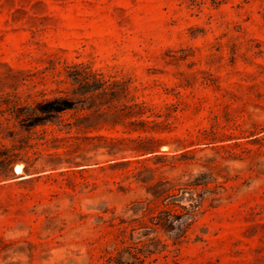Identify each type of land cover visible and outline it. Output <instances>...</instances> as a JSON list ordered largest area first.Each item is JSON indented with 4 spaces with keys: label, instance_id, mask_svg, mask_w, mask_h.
I'll list each match as a JSON object with an SVG mask.
<instances>
[{
    "label": "rangeland",
    "instance_id": "374dc122",
    "mask_svg": "<svg viewBox=\"0 0 264 264\" xmlns=\"http://www.w3.org/2000/svg\"><path fill=\"white\" fill-rule=\"evenodd\" d=\"M56 97L77 110L23 129ZM194 181L154 264H264V0H0V264H104Z\"/></svg>",
    "mask_w": 264,
    "mask_h": 264
},
{
    "label": "trees",
    "instance_id": "16d2710c",
    "mask_svg": "<svg viewBox=\"0 0 264 264\" xmlns=\"http://www.w3.org/2000/svg\"><path fill=\"white\" fill-rule=\"evenodd\" d=\"M74 83L79 81L74 80ZM101 90L96 96L112 95L110 87L100 85L94 89L82 92L80 95ZM83 102V101H81ZM94 104L81 106V110H90ZM133 108H141L140 105H134ZM76 103L66 97H56L37 103L34 107H23L17 110V119L26 122L23 129L31 130L37 126H43L51 122L54 118L61 114L75 111ZM20 113V114H18ZM139 111L133 109L128 112L129 116H136ZM89 118H84L88 121ZM133 125H143V122H132ZM23 125V124H22ZM22 161L17 154H9L6 150L3 154L2 163L6 166ZM24 172H28L26 167H22ZM201 185L197 181L186 184L183 188H179L180 195L166 196L162 199L163 208L156 214L146 205L142 209V217L136 220V224L131 223L124 228H119L116 239L120 244V248L116 250L114 256L105 259L104 264H154L159 259L167 260L171 258L175 262L177 253L182 244L188 240V232L194 223L197 209L201 206L203 198L199 195L194 197L193 188ZM189 201L186 205L179 204V201L185 199ZM171 198L170 200H168ZM124 223V222H121ZM155 233H162L171 241L168 245L159 238L152 236ZM171 246V247H170Z\"/></svg>",
    "mask_w": 264,
    "mask_h": 264
},
{
    "label": "bare ground",
    "instance_id": "6f19581e",
    "mask_svg": "<svg viewBox=\"0 0 264 264\" xmlns=\"http://www.w3.org/2000/svg\"><path fill=\"white\" fill-rule=\"evenodd\" d=\"M19 170H20L19 167H17L16 168V173H19L20 172Z\"/></svg>",
    "mask_w": 264,
    "mask_h": 264
}]
</instances>
